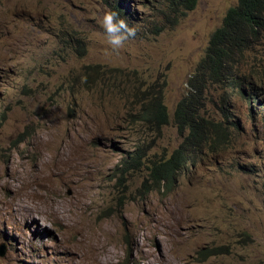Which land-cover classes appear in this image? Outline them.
<instances>
[{"label": "rangeland", "instance_id": "rangeland-1", "mask_svg": "<svg viewBox=\"0 0 264 264\" xmlns=\"http://www.w3.org/2000/svg\"><path fill=\"white\" fill-rule=\"evenodd\" d=\"M238 1L174 15L167 0H117L136 35L113 50L102 21L114 0H0V264H264V112L239 88L264 101V34L228 79L197 72ZM158 91L159 130L141 120ZM183 101L202 142L155 191L152 161L189 134ZM46 169L58 190L35 202L67 206L26 217L23 175Z\"/></svg>", "mask_w": 264, "mask_h": 264}, {"label": "trees", "instance_id": "trees-1", "mask_svg": "<svg viewBox=\"0 0 264 264\" xmlns=\"http://www.w3.org/2000/svg\"><path fill=\"white\" fill-rule=\"evenodd\" d=\"M167 1V7L174 15L194 10L198 2V0ZM119 4L117 0H114V3H110L111 11L118 12L120 17L127 20L128 12ZM263 34L264 0H239L236 6L229 9L222 26L211 35L205 56L199 64V71L197 72L209 73L219 81L228 79L226 76L228 75L227 72L236 69L240 57L251 49L254 44L258 43ZM90 78L89 75L88 80ZM239 85L241 95L249 103H256V114L262 115L264 112V101L261 100V94L257 86L250 82L240 83ZM246 86H248V89L245 90ZM163 97V93L159 91L150 97L148 96L147 98H150L151 102L143 110V117H141V120L154 125L157 130L161 126L169 124V113ZM180 104L175 115L177 118L188 122L186 128L189 134L169 158L152 161L148 180L152 184V190L155 191L169 188L175 183L177 176L190 162H193L196 156L193 151L200 147L202 142L197 137L199 136L198 122L202 123L196 118L185 101ZM182 128L183 126L180 125L181 131ZM134 159H139V157H134ZM128 165L129 162L124 163L120 168L121 171L127 168Z\"/></svg>", "mask_w": 264, "mask_h": 264}, {"label": "bare ground", "instance_id": "bare-ground-1", "mask_svg": "<svg viewBox=\"0 0 264 264\" xmlns=\"http://www.w3.org/2000/svg\"><path fill=\"white\" fill-rule=\"evenodd\" d=\"M192 156H194V155H192ZM76 161H77V159H73L71 163L65 165L66 168H67V169L65 168L66 170L65 169H61V170L64 171V172H67L68 168H70L73 164H75ZM79 166H81V165H79ZM72 174H74V173H69L68 176H70ZM76 174L88 177L87 174L83 173V172L76 173ZM23 177H24L23 182L25 183V186H26V196L24 197V199H22L20 201V207L23 210V212L25 213L26 217H29V215H31L33 213H39L38 211L40 210V208H42V209L47 210L53 216L51 218L56 219L58 217V216L56 217V215L57 214L59 215L64 210V208H66L65 207L66 204L63 202L62 199L53 200V199L50 198L51 200L45 199L41 203H38V202L36 203L35 200H34L35 199L34 197L39 192V190L49 189V191L50 190L54 191V193L57 192L58 189H55L54 188L55 186L53 187L52 184H51L52 182H50V178L54 177L53 176V172L50 171L49 169H46L44 172H42V174H40L39 172H35L34 174H30L29 173L27 175H23Z\"/></svg>", "mask_w": 264, "mask_h": 264}, {"label": "clouds", "instance_id": "clouds-1", "mask_svg": "<svg viewBox=\"0 0 264 264\" xmlns=\"http://www.w3.org/2000/svg\"><path fill=\"white\" fill-rule=\"evenodd\" d=\"M102 27L107 34L108 43L113 50H119L123 47L125 41L129 38H134L136 35L135 28L131 27L127 20L120 17L116 11L110 10L105 13Z\"/></svg>", "mask_w": 264, "mask_h": 264}, {"label": "water", "instance_id": "water-1", "mask_svg": "<svg viewBox=\"0 0 264 264\" xmlns=\"http://www.w3.org/2000/svg\"><path fill=\"white\" fill-rule=\"evenodd\" d=\"M5 255V249L0 251V256H4Z\"/></svg>", "mask_w": 264, "mask_h": 264}]
</instances>
